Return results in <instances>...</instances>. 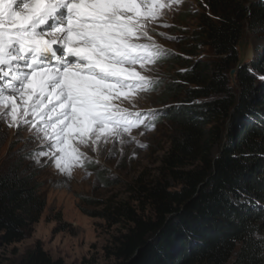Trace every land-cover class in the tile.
Masks as SVG:
<instances>
[{
  "label": "trees",
  "instance_id": "1",
  "mask_svg": "<svg viewBox=\"0 0 264 264\" xmlns=\"http://www.w3.org/2000/svg\"><path fill=\"white\" fill-rule=\"evenodd\" d=\"M204 2L189 56L154 60L178 65L173 80L158 82L170 107L158 120L172 126L160 175L138 177L126 199L89 212L120 227L105 246L118 264H264V80L255 82L264 57L238 68L235 85L229 75L245 31L264 33V2ZM199 46L212 59H192ZM44 206L35 174L17 164L0 170V245L23 240ZM14 264L64 262L36 245Z\"/></svg>",
  "mask_w": 264,
  "mask_h": 264
},
{
  "label": "snow or ice",
  "instance_id": "2",
  "mask_svg": "<svg viewBox=\"0 0 264 264\" xmlns=\"http://www.w3.org/2000/svg\"><path fill=\"white\" fill-rule=\"evenodd\" d=\"M169 7L162 0H0V91L11 93L0 96V113L17 127H39V118L61 171L85 156L80 146L123 143L143 121L119 102L147 90L151 81L136 66L147 72L160 54L154 43L134 39L147 35L139 18Z\"/></svg>",
  "mask_w": 264,
  "mask_h": 264
},
{
  "label": "rangeland",
  "instance_id": "3",
  "mask_svg": "<svg viewBox=\"0 0 264 264\" xmlns=\"http://www.w3.org/2000/svg\"><path fill=\"white\" fill-rule=\"evenodd\" d=\"M162 2L170 7L163 9V14L156 18L143 14L142 10L139 24L147 35L135 32L134 39L138 38V42L144 44L154 43L163 55L171 51L189 56L184 52L192 44L190 36L196 29L197 14L206 8L205 2ZM257 2L261 1L248 0L247 5ZM51 22L41 30H50ZM242 39L252 50V57L245 62L264 57V33L255 35L246 30ZM190 57L210 60L213 56L207 47L199 46ZM154 60L147 66V72L136 66L137 71L147 75L151 81L147 90L137 92L131 99L122 97L119 102L128 111L140 114L139 120L143 124L125 134L123 143L120 140L101 142V145L91 149L80 146L85 156L68 165L62 163L63 171L56 167L52 155L54 150L50 147L52 142L41 131L43 124H40L39 118L33 121L39 127H33L32 123L17 127L10 124L6 113H0V170L17 164L26 172L35 174L45 199L39 220L32 225L25 238L6 246L0 245L1 263L14 264L39 245L51 258L61 259L64 264H118L106 256L105 246L109 245L113 235L120 232V227H108L104 220L89 212L100 210L105 201L126 199L127 186L138 177L152 181L160 175L162 158L170 146L172 126L163 118L158 120L170 108L161 101L163 83L159 85L158 82L173 80L178 65L172 61L157 63ZM2 67L8 70L7 65ZM231 80L234 84V79ZM261 80L264 79L255 82ZM5 83L6 79L0 77V89ZM153 85L159 87L152 89ZM9 94L6 89L0 91V96ZM258 203L262 205L263 202Z\"/></svg>",
  "mask_w": 264,
  "mask_h": 264
},
{
  "label": "water",
  "instance_id": "4",
  "mask_svg": "<svg viewBox=\"0 0 264 264\" xmlns=\"http://www.w3.org/2000/svg\"><path fill=\"white\" fill-rule=\"evenodd\" d=\"M261 2H264V0H259ZM237 47H238V61L237 64L234 68H232L229 72V75L232 79H234L235 76V72L237 71L238 68H240L244 63H245V59H246V53L248 52V48H247V42L244 41L243 39H240L237 43Z\"/></svg>",
  "mask_w": 264,
  "mask_h": 264
},
{
  "label": "bare ground",
  "instance_id": "5",
  "mask_svg": "<svg viewBox=\"0 0 264 264\" xmlns=\"http://www.w3.org/2000/svg\"><path fill=\"white\" fill-rule=\"evenodd\" d=\"M50 21V20H49ZM48 21V23H49ZM58 45H55V47H57ZM62 56V54H60ZM252 57V50H248V52L246 53V59L245 60H248Z\"/></svg>",
  "mask_w": 264,
  "mask_h": 264
}]
</instances>
